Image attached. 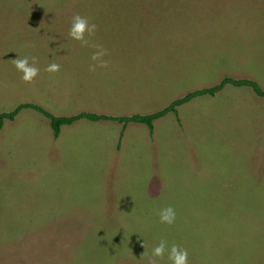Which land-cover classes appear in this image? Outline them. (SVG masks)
Instances as JSON below:
<instances>
[{
	"label": "rangeland",
	"instance_id": "rangeland-1",
	"mask_svg": "<svg viewBox=\"0 0 264 264\" xmlns=\"http://www.w3.org/2000/svg\"><path fill=\"white\" fill-rule=\"evenodd\" d=\"M76 14L97 26L87 38L107 67L90 71L96 49L69 37ZM18 55L36 58L31 83ZM226 76L264 89V0H0V113L149 114ZM169 206L172 225L159 216ZM162 240L189 264H264V98L252 89L194 99L153 134L81 120L56 137L30 109L0 127V264H148Z\"/></svg>",
	"mask_w": 264,
	"mask_h": 264
},
{
	"label": "trees",
	"instance_id": "trees-1",
	"mask_svg": "<svg viewBox=\"0 0 264 264\" xmlns=\"http://www.w3.org/2000/svg\"><path fill=\"white\" fill-rule=\"evenodd\" d=\"M227 87H248L252 89L256 95L264 98V89L256 80L248 78H233L230 76H226L214 86L189 92L185 96L173 101L164 109L149 114L138 113L133 115H109L96 112H81L72 116H58L38 104L22 103L11 111L0 113V127H3L7 121H14L25 109H30L42 114L50 120L56 137L60 136L63 127L71 126L81 120H88L91 122H117L123 124L124 129L130 124H142L148 126L150 132L153 134L157 121L171 114H175L178 116L180 107L200 97H214L218 93L225 90Z\"/></svg>",
	"mask_w": 264,
	"mask_h": 264
},
{
	"label": "clouds",
	"instance_id": "clouds-1",
	"mask_svg": "<svg viewBox=\"0 0 264 264\" xmlns=\"http://www.w3.org/2000/svg\"><path fill=\"white\" fill-rule=\"evenodd\" d=\"M96 27L97 26L94 23L89 22L88 18L76 14L73 17V22L68 33L72 40L79 41L82 46H91L96 49L91 55V61L93 63L89 66L90 71H95L98 67H107V61L104 59L106 50L101 45H89V40L87 38L94 35ZM36 62L37 61L35 57L29 58L25 56L21 58L18 55L16 59H12V63L14 64L16 70L22 73L21 80L25 83H31L38 76L40 69L35 66ZM59 70L60 65L55 62L48 64L47 68L45 69V71L49 73H56ZM159 216L160 222L168 225L174 224L177 218L176 211L171 206L161 210ZM142 247L145 248V242L142 244ZM166 251H168L167 242L162 240L158 246L152 249L148 264H156V258L163 259ZM142 255L147 256V250H145ZM188 256L189 252L187 249L174 244L171 246L170 251H168L167 258L171 264H189Z\"/></svg>",
	"mask_w": 264,
	"mask_h": 264
}]
</instances>
